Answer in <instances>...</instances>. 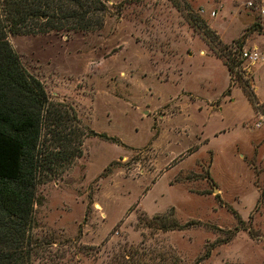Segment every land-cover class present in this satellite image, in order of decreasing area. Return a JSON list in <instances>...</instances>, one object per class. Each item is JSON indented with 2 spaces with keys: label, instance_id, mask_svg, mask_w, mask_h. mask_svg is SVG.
Masks as SVG:
<instances>
[{
  "label": "rangeland",
  "instance_id": "rangeland-1",
  "mask_svg": "<svg viewBox=\"0 0 264 264\" xmlns=\"http://www.w3.org/2000/svg\"><path fill=\"white\" fill-rule=\"evenodd\" d=\"M105 1L99 29L8 36L49 98L108 137L38 185L33 264H264V66L235 68L250 105L202 34L223 58L264 52L262 0Z\"/></svg>",
  "mask_w": 264,
  "mask_h": 264
},
{
  "label": "trees",
  "instance_id": "trees-1",
  "mask_svg": "<svg viewBox=\"0 0 264 264\" xmlns=\"http://www.w3.org/2000/svg\"><path fill=\"white\" fill-rule=\"evenodd\" d=\"M108 12L105 0H0V264H33L39 245L31 237L38 185L83 154L84 137L108 139L86 131L70 106L49 98L41 81L21 64L8 36L92 31L104 24ZM257 28L242 33L239 48ZM204 29L207 46L227 67L229 78L237 76L253 105L251 85L235 70L242 63L237 52L223 58L215 46L219 38Z\"/></svg>",
  "mask_w": 264,
  "mask_h": 264
},
{
  "label": "built area",
  "instance_id": "built-area-1",
  "mask_svg": "<svg viewBox=\"0 0 264 264\" xmlns=\"http://www.w3.org/2000/svg\"><path fill=\"white\" fill-rule=\"evenodd\" d=\"M248 5L251 6V2H248ZM214 13H215L214 11H211V15H213ZM259 13H260V16L264 18V1L263 0H262V4H260L259 6ZM239 57L242 60V62L247 63L248 65L262 64L264 66V52H261L255 47L241 48L239 52Z\"/></svg>",
  "mask_w": 264,
  "mask_h": 264
},
{
  "label": "crops",
  "instance_id": "crops-1",
  "mask_svg": "<svg viewBox=\"0 0 264 264\" xmlns=\"http://www.w3.org/2000/svg\"><path fill=\"white\" fill-rule=\"evenodd\" d=\"M224 66H225V65H224ZM226 68H227V67H226ZM227 71H228V70H227ZM255 93H256V95H257V97H258L259 95H258V93H257V86H256V85H255ZM244 96H245V95H244ZM246 99H247V98H246ZM230 100H232V98H231ZM250 105H251V104H250ZM215 135H217V134L215 133ZM208 141H209L208 138H204V139H203V142H202L201 144H199V147H197V148L194 149V150L189 151L187 154L190 155V156L196 154L197 151L201 148V146H202L203 144H206ZM171 169H172V168H171Z\"/></svg>",
  "mask_w": 264,
  "mask_h": 264
}]
</instances>
